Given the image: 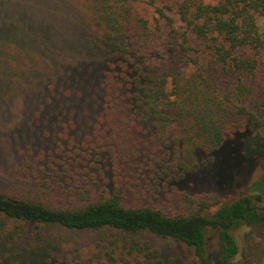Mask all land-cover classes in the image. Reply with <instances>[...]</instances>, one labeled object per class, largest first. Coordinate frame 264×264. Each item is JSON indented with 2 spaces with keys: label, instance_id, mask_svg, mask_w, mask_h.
I'll return each instance as SVG.
<instances>
[{
  "label": "trees",
  "instance_id": "trees-1",
  "mask_svg": "<svg viewBox=\"0 0 264 264\" xmlns=\"http://www.w3.org/2000/svg\"><path fill=\"white\" fill-rule=\"evenodd\" d=\"M80 1L108 53L100 104L80 138L63 124L32 175L34 187L0 189V264H66L55 244L14 247L44 226L93 234L86 255L75 245L68 264H163L150 236L181 245L182 264H262L264 194L249 187L216 205L215 196L177 185L213 152L264 158V46L256 23L264 0H147L167 44L159 65L148 21L132 14L130 0ZM13 3L25 9V2L0 0L1 18ZM12 35L28 39L20 30ZM184 140L195 158L190 168L182 162ZM158 193L169 202L138 200Z\"/></svg>",
  "mask_w": 264,
  "mask_h": 264
},
{
  "label": "rangeland",
  "instance_id": "rangeland-1",
  "mask_svg": "<svg viewBox=\"0 0 264 264\" xmlns=\"http://www.w3.org/2000/svg\"><path fill=\"white\" fill-rule=\"evenodd\" d=\"M18 1L25 2V9L13 3L10 15L0 17L9 22L0 25V41L4 46L0 61L7 60L0 67V189L3 190L35 186L38 177L32 175L44 165L48 151L54 150L63 124L77 138L89 132L100 104L99 80L108 57L107 49L97 39L101 29L90 19L80 0ZM129 8L132 14L148 21L151 30L147 43L155 64H162L167 58V44L153 7L147 0H130ZM256 23L264 46V15L257 16ZM16 30L28 39L22 42L13 37ZM9 32L11 36L6 38ZM261 61L264 70V48ZM262 77L260 73L258 78L262 80ZM187 152L184 140L182 162L190 168L195 158ZM233 152L234 155L229 149L213 152L207 165L192 167L177 186L190 195H213L216 205L247 194L249 187L264 194V158L259 155L247 162L238 149ZM138 200L154 205L169 202L161 193ZM261 205L264 206V200ZM92 235L44 226L34 238H18L14 247L39 241L55 244V255L68 264L74 261L75 245L79 246L81 255L82 252L86 255L94 240ZM148 241L158 249L163 264H182L181 245L151 236Z\"/></svg>",
  "mask_w": 264,
  "mask_h": 264
}]
</instances>
